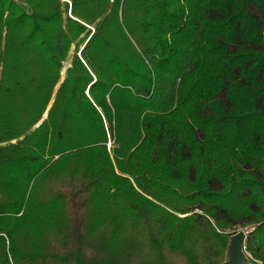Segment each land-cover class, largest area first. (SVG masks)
Wrapping results in <instances>:
<instances>
[{"label":"trees","instance_id":"obj_1","mask_svg":"<svg viewBox=\"0 0 264 264\" xmlns=\"http://www.w3.org/2000/svg\"><path fill=\"white\" fill-rule=\"evenodd\" d=\"M243 129L263 159L215 153ZM238 226L264 264V0H0V264H220Z\"/></svg>","mask_w":264,"mask_h":264},{"label":"rangeland","instance_id":"obj_2","mask_svg":"<svg viewBox=\"0 0 264 264\" xmlns=\"http://www.w3.org/2000/svg\"><path fill=\"white\" fill-rule=\"evenodd\" d=\"M82 44L77 47L79 50L81 48ZM75 48L74 46H71L70 52H69V57L66 63H64L65 66H68L69 59L73 55ZM77 55L79 54V51L77 52ZM65 70V68H64ZM64 71H62L63 74ZM173 121L176 123H179L181 121L180 117H174ZM250 131L248 129H243L241 132H236L233 133L232 131L226 134V136L223 139V141H220V143L215 142V140H212L211 147L216 151L215 153H218L219 155H222L225 153V149L229 147L233 152L236 154H240V156H245V157H250V158H258V159H263L260 155H258L259 148H252L250 147L252 141L250 139ZM107 148H110V144L108 142ZM249 226L245 227H235L233 230L234 232L243 229ZM250 230V229H249ZM246 252V251H245ZM246 256L248 258L247 264H251L249 257L250 255L246 253ZM227 259V257H226Z\"/></svg>","mask_w":264,"mask_h":264},{"label":"water","instance_id":"obj_3","mask_svg":"<svg viewBox=\"0 0 264 264\" xmlns=\"http://www.w3.org/2000/svg\"><path fill=\"white\" fill-rule=\"evenodd\" d=\"M250 227L239 229L229 239L227 247V259L220 264H247L248 258L245 252V240Z\"/></svg>","mask_w":264,"mask_h":264}]
</instances>
